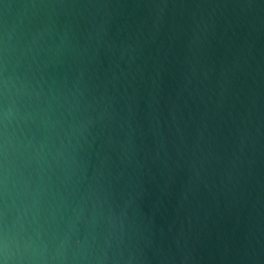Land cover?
I'll return each mask as SVG.
<instances>
[{
	"label": "water",
	"instance_id": "1",
	"mask_svg": "<svg viewBox=\"0 0 264 264\" xmlns=\"http://www.w3.org/2000/svg\"><path fill=\"white\" fill-rule=\"evenodd\" d=\"M0 264H264V0H0Z\"/></svg>",
	"mask_w": 264,
	"mask_h": 264
}]
</instances>
